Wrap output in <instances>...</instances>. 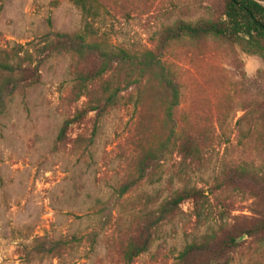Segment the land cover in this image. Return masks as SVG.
<instances>
[{"label": "rangeland", "instance_id": "374dc122", "mask_svg": "<svg viewBox=\"0 0 264 264\" xmlns=\"http://www.w3.org/2000/svg\"><path fill=\"white\" fill-rule=\"evenodd\" d=\"M103 3L107 13L102 22H93L96 32L107 35L110 46L132 49L151 48L155 34L179 19L193 22L221 11V0ZM86 18L91 19L70 0H6L0 48L21 45L33 50L34 45H46L44 38L50 33L83 34ZM236 50L235 58L229 46L215 41L173 46L167 60L182 86L178 132L195 140L197 153L192 160L169 153L151 183L119 201L116 190L138 159V134L143 132L139 127L141 116L148 119L147 108L122 107L100 123L92 113L71 127L67 147L57 151L64 120L82 109L86 99L66 104L74 60L68 55L43 56L41 83L13 97L0 120V264H28L20 249L37 237L60 239L96 231L100 236L94 247L85 243L61 262L31 264H122L117 256L133 236L144 203L166 198L184 186L207 191L211 205L203 212L208 213L199 221L195 205L185 203L184 214L166 224L149 253L132 264H176L195 238L218 229L219 212H232L242 221L258 218L254 212L260 210V199L232 188L214 189L225 172L264 173V137L244 117L253 102L264 104V61L240 47ZM161 118L155 113L151 125ZM102 206L111 214L106 226L97 214ZM260 239L245 238L230 264H264Z\"/></svg>", "mask_w": 264, "mask_h": 264}, {"label": "trees", "instance_id": "16d2710c", "mask_svg": "<svg viewBox=\"0 0 264 264\" xmlns=\"http://www.w3.org/2000/svg\"><path fill=\"white\" fill-rule=\"evenodd\" d=\"M70 1L92 19H85L83 34L50 33L44 38L46 45H34L33 50L21 45L0 48V120L13 97L41 83L45 55L44 59L50 55H68L74 60L73 85L66 104L73 106L86 99L82 109L64 120L56 139L57 151L67 147L71 127L92 113L96 115V123H100L119 108L134 105L143 111L146 107L148 119L141 116L139 127V131L143 127V132L138 134V159L131 174L116 190L119 201L151 183L169 153L176 151L184 160L194 159L197 153L195 140L189 134L178 132L182 86L167 60L173 46L186 41L198 44L215 41L229 46L235 58L236 47H240L245 54L264 61V0H221L218 16L193 22L179 19L155 34L151 48L143 49L110 46L107 35L96 32L93 22H102L107 11L103 0ZM5 2L0 0V16ZM261 78L264 82V71ZM157 112L161 113L162 121L153 126L152 118ZM244 117L264 137V104L253 102ZM147 136L149 140L144 139ZM82 145L86 152L87 146ZM230 188L260 199V210L254 212L258 218L249 221L244 217L248 221H242L232 216V212H219L218 229L195 238L179 254L176 264H220V261L230 264L233 255L246 244L245 238L264 240V173L247 169L225 172L216 180L214 189L219 192ZM187 202L195 205L193 213L199 221L211 205L207 191L197 186H184L166 198L144 203L137 213L134 234L122 246L116 261L132 264L149 253L163 227L184 214L183 205ZM107 209L102 206L97 212L105 219L103 226L111 222ZM99 236L100 232L96 231L60 239L48 235L37 237L21 247V259L28 264L47 260L61 262L85 243L94 247Z\"/></svg>", "mask_w": 264, "mask_h": 264}]
</instances>
